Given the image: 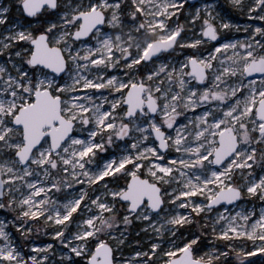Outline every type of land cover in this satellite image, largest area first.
I'll use <instances>...</instances> for the list:
<instances>
[{
  "label": "snow or ice",
  "instance_id": "1",
  "mask_svg": "<svg viewBox=\"0 0 264 264\" xmlns=\"http://www.w3.org/2000/svg\"><path fill=\"white\" fill-rule=\"evenodd\" d=\"M3 209L0 264L264 256V0H0Z\"/></svg>",
  "mask_w": 264,
  "mask_h": 264
},
{
  "label": "rangeland",
  "instance_id": "2",
  "mask_svg": "<svg viewBox=\"0 0 264 264\" xmlns=\"http://www.w3.org/2000/svg\"><path fill=\"white\" fill-rule=\"evenodd\" d=\"M202 2V0H199L195 3H189V6H199V4ZM223 3L225 5H228L229 4V0H223ZM233 15L236 16V19L239 23L241 24H249V23H261L259 20H253L251 17H248L246 15H244L243 13H235L233 12ZM181 21H183L185 19V17L182 15L180 17ZM245 37L246 36V33L244 32H237L235 33V36L238 37V36H242ZM244 205L246 206H255V208L257 210H259V208L261 207V203L259 201H256L255 199L252 200L251 202V205L248 204V201L245 200L242 202ZM0 219H7V220H11L13 219V215L10 214V210L9 209H3V210H0ZM39 227H41L43 229V223L41 222L39 225ZM138 230L135 229L132 231V235L129 236V239H128V244H129V247L128 248H125L124 250V254L127 256L129 254V252L132 250V248L134 247V245L132 244V241L135 240V239H146V237L143 236V233H141L140 236H137L135 234V232ZM38 239L40 241H43V242H53V238L50 237V236H47L44 234L43 231H41L39 234H38ZM210 240H206L205 243H209ZM27 250V249H26ZM59 253L57 252V257H58ZM251 259L253 260L254 264H264V256H261L259 253H257L255 256L251 257ZM229 260L231 261V258H229ZM80 264H83V262L81 261Z\"/></svg>",
  "mask_w": 264,
  "mask_h": 264
},
{
  "label": "water",
  "instance_id": "3",
  "mask_svg": "<svg viewBox=\"0 0 264 264\" xmlns=\"http://www.w3.org/2000/svg\"><path fill=\"white\" fill-rule=\"evenodd\" d=\"M197 1H199V0H189V3H195Z\"/></svg>",
  "mask_w": 264,
  "mask_h": 264
},
{
  "label": "bare ground",
  "instance_id": "4",
  "mask_svg": "<svg viewBox=\"0 0 264 264\" xmlns=\"http://www.w3.org/2000/svg\"><path fill=\"white\" fill-rule=\"evenodd\" d=\"M238 38L243 39L244 37H243V35H242V36H238Z\"/></svg>",
  "mask_w": 264,
  "mask_h": 264
}]
</instances>
